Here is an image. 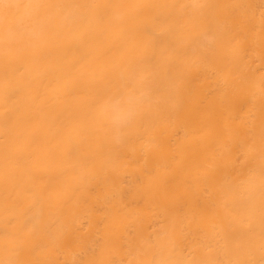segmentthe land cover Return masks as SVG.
<instances>
[{"label": "bare ground", "instance_id": "bare-ground-1", "mask_svg": "<svg viewBox=\"0 0 264 264\" xmlns=\"http://www.w3.org/2000/svg\"><path fill=\"white\" fill-rule=\"evenodd\" d=\"M0 264H264V0H0Z\"/></svg>", "mask_w": 264, "mask_h": 264}]
</instances>
